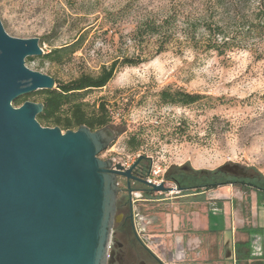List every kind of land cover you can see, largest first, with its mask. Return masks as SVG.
I'll use <instances>...</instances> for the list:
<instances>
[{
    "label": "rangeland",
    "instance_id": "obj_1",
    "mask_svg": "<svg viewBox=\"0 0 264 264\" xmlns=\"http://www.w3.org/2000/svg\"><path fill=\"white\" fill-rule=\"evenodd\" d=\"M126 1L0 0V21L10 36L38 38L44 52L79 40V49L62 64H41L40 55L31 56V61L25 59L28 68L62 82L81 73L95 75L125 56H151L136 66L119 65L104 87L84 95L87 110L105 104L110 115L108 128L116 136L99 153L101 159L132 164L144 156L149 170L159 172L157 178L167 187L175 186L164 179L170 166L215 170L229 164L243 173L264 176V58L256 59L243 49L217 56L192 50L184 43L170 44L154 55V40L139 45L131 39L132 15L116 22L109 18L108 12ZM157 1L143 0L139 5L150 10ZM167 87L204 97L194 105L162 104L158 94ZM133 134L142 140L136 151L126 144ZM182 178L187 181V177ZM118 181L117 201L123 202L125 181L121 177ZM152 196L144 208L156 214L159 224L164 215L185 223L188 193L173 189L153 191ZM114 235L112 232V240ZM120 239L128 245L130 237L121 234ZM159 241L151 245L156 255L164 249Z\"/></svg>",
    "mask_w": 264,
    "mask_h": 264
},
{
    "label": "water",
    "instance_id": "obj_2",
    "mask_svg": "<svg viewBox=\"0 0 264 264\" xmlns=\"http://www.w3.org/2000/svg\"><path fill=\"white\" fill-rule=\"evenodd\" d=\"M43 53L38 38L10 36L0 21V264H105L123 217L118 178L128 189L131 181L147 184L133 174L143 156L124 169L98 156L116 137L108 126L63 132L37 121L42 102L13 106L21 95L55 87L53 77L25 65ZM221 169L243 174L236 165Z\"/></svg>",
    "mask_w": 264,
    "mask_h": 264
},
{
    "label": "trees",
    "instance_id": "obj_3",
    "mask_svg": "<svg viewBox=\"0 0 264 264\" xmlns=\"http://www.w3.org/2000/svg\"><path fill=\"white\" fill-rule=\"evenodd\" d=\"M140 2L143 0H127L119 8L108 12V15L113 22L132 15L135 20L130 32L131 39L139 45L154 40V55L166 50L170 44L184 43L192 50L213 52L217 56L243 49L251 51L256 59L264 58V0H158L157 6L150 10L141 8ZM79 47V40L52 47L40 55L41 64L44 61L62 64ZM150 58L151 56L144 54L125 56L103 66L95 75L81 73L65 82L53 77L54 88L21 95L12 104L18 107L31 98L42 102L43 110L36 116L37 121L42 126H58L63 132L76 130L82 124L91 130L108 126L110 115L105 104L101 103L97 109L87 110L84 95L90 90L104 87L119 65L136 66ZM31 60V57H27V61ZM158 95L162 104L180 106L194 105L204 97L200 93L169 87L162 89ZM126 144L131 151H136L142 140L133 134ZM145 159L143 156L140 164L148 168ZM137 172L136 168L133 174L137 175ZM146 176L147 173L142 178ZM183 176L187 177V181ZM164 179L172 181L183 193L213 189L228 183L248 185L264 191V176L259 172L235 176L223 174L221 168L207 170L186 165L170 166L164 173ZM135 188L143 190L148 198H153V190L147 184L135 181ZM116 205L122 211V207L128 205V196L123 202L117 201ZM116 228L124 231V237L133 235L128 216L115 224V230Z\"/></svg>",
    "mask_w": 264,
    "mask_h": 264
},
{
    "label": "crops",
    "instance_id": "obj_4",
    "mask_svg": "<svg viewBox=\"0 0 264 264\" xmlns=\"http://www.w3.org/2000/svg\"><path fill=\"white\" fill-rule=\"evenodd\" d=\"M187 193L185 223L164 215L150 228L163 256L172 264H264L263 190L228 183Z\"/></svg>",
    "mask_w": 264,
    "mask_h": 264
},
{
    "label": "flooded vegetation",
    "instance_id": "obj_5",
    "mask_svg": "<svg viewBox=\"0 0 264 264\" xmlns=\"http://www.w3.org/2000/svg\"><path fill=\"white\" fill-rule=\"evenodd\" d=\"M105 159H108V158H105ZM136 168L138 169L136 176H138L139 178H142L146 173L149 172V166L147 168L146 166L140 164V161L136 165L134 170ZM222 173L228 174V175H235V176L240 175V174H234L226 170H222ZM124 181H125V191L127 192L126 195L128 196V205H126L125 207L123 206L122 211H119L116 205V212L119 211L118 213H122L123 217L119 222L115 224H119L122 220L125 219L126 216H128V219L132 227L133 235L130 237V239H128V245H127L125 244V242H123L120 239V235L121 234L123 235L124 231L122 229L113 230V235L114 234L115 235L113 237V240L111 238V243L109 246L110 255L108 256L105 264H161L156 258V253L153 252V250H151L150 248L146 247L140 241V239L137 237L135 233V219H134L132 203L129 197V190L137 189V188H135V181L130 182V189L127 188L126 179H124ZM118 184H119V181H118ZM124 209H126V211H124ZM126 246H128L127 249H126ZM128 249H129V252H131V254H129Z\"/></svg>",
    "mask_w": 264,
    "mask_h": 264
},
{
    "label": "built area",
    "instance_id": "obj_6",
    "mask_svg": "<svg viewBox=\"0 0 264 264\" xmlns=\"http://www.w3.org/2000/svg\"><path fill=\"white\" fill-rule=\"evenodd\" d=\"M113 162V161H112ZM133 164V163H132ZM132 164L122 163L124 166V169L129 168ZM160 169V167H158ZM159 172L156 170H153L150 168L147 176L144 178L147 181V185L150 186L152 184H159V183H165L162 178H157ZM165 186V184H164ZM167 187V186H166ZM175 192H180V190L177 188V186H172ZM171 189V190H173ZM170 191V190H168ZM156 192V191H154ZM161 192V191H160ZM130 201L132 203L133 212H134V219H135V233L137 237L140 239V241L148 248L151 249V245L154 241H156V237L151 234L150 228L154 224L158 222V217L156 214L148 212L144 208V203L151 200V198H148L144 191L141 189H132L129 192ZM215 210V209H213ZM158 257L164 262V264H172V258L171 255L165 257L160 252V255L157 254ZM166 255V254H165Z\"/></svg>",
    "mask_w": 264,
    "mask_h": 264
}]
</instances>
